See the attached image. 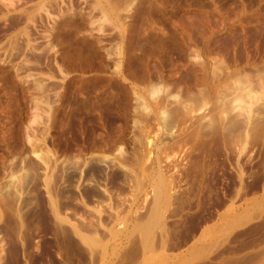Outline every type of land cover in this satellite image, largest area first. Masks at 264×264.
I'll list each match as a JSON object with an SVG mask.
<instances>
[{
    "label": "rangeland",
    "instance_id": "rangeland-1",
    "mask_svg": "<svg viewBox=\"0 0 264 264\" xmlns=\"http://www.w3.org/2000/svg\"><path fill=\"white\" fill-rule=\"evenodd\" d=\"M226 263L264 264V0H0V264Z\"/></svg>",
    "mask_w": 264,
    "mask_h": 264
},
{
    "label": "bare ground",
    "instance_id": "bare-ground-1",
    "mask_svg": "<svg viewBox=\"0 0 264 264\" xmlns=\"http://www.w3.org/2000/svg\"><path fill=\"white\" fill-rule=\"evenodd\" d=\"M163 33V32H162ZM161 43H163V42H161ZM91 45V44H90ZM89 47V46H88ZM82 50V49H81ZM78 52V51H77ZM74 53V52H73ZM84 53V52H83ZM86 53V52H85ZM65 54V53H64ZM63 55V54H62ZM87 54H85V56H86ZM77 56H79V55H77ZM76 56V58H78ZM81 56H82V54H81ZM88 56V55H87ZM63 57V56H62ZM69 57V56H68ZM91 57V56H90ZM89 57V58H90ZM72 58H75V57H72ZM81 58V57H80ZM83 58H85V57H83ZM88 58V57H87ZM70 59H71V57H70ZM90 59H92V58H90ZM94 59V58H93ZM77 60V59H76ZM85 60V59H84ZM89 60V59H88ZM71 61H73V59H71ZM81 61H83V60H81ZM81 61H80V63H81ZM70 62V61H69ZM74 62H76L75 60H74ZM73 62V63H74ZM84 62V61H83ZM86 62H88V61H86L85 60V62H84V64H86L87 65V63ZM77 63H78V61H77ZM77 63L75 64V65H77ZM89 63H91L90 62V60H89V62H88V64ZM68 64H70V63H68ZM67 65V64H66ZM80 65H83L82 63L80 64ZM74 66V65H73ZM78 66V65H77ZM76 66V67H77ZM88 66V65H87ZM79 67H81V66H79ZM79 67H78V69H79ZM111 67V66H110ZM120 68V67H119ZM118 68V69H119ZM99 69V68H98ZM117 69V68H116ZM66 71V70H65ZM69 71V70H68ZM93 71V70H92ZM116 71V70H115ZM80 72V71H79ZM97 72V71H96ZM120 72V71H119ZM85 74V73H84ZM90 74V73H89ZM93 75V74H92ZM135 76V75H134ZM135 79V78H134ZM136 79H137V76H136ZM141 79V78H140ZM141 93V92H140ZM125 94V93H124ZM83 95V94H82ZM121 96V95H120ZM137 97V96H136ZM89 101V100H88ZM83 104V103H82ZM166 113H168V112H166ZM167 117H169V116H167ZM175 117V116H174ZM174 119V118H173ZM231 122V121H230ZM230 126H232L231 128H229V132L230 131H232L233 129V127H237V121H235V122H231V124H229ZM227 128V127H226ZM230 129H232V130H230ZM262 129V128H261ZM227 132V131H226ZM231 134V133H230ZM173 158V157H172ZM160 180H162V179H160ZM164 181V180H163ZM159 186H158V190L155 192V195H154V205H156V204H158V206H159V203H162L163 202V204H164V202L166 201V198H167V186H166V182L164 183V182H160L159 181ZM168 185V184H167ZM168 190H169V188H168ZM153 203V202H152ZM162 204V205H163ZM161 205V204H160ZM157 206V207H158ZM160 207V206H159ZM152 209V208H151ZM156 209V208H155ZM154 210V208L152 209V211ZM156 211V210H155ZM156 212H158V211H156ZM156 215L157 214H155V212H152L151 213V215H150V217H149V221L148 220H146V223L145 224H142L143 225V227L141 226V225H139L141 228V232L143 233L142 235H143V238H144V241H143V244L144 245H148V244H151L152 243V241L149 243V240H151L152 238H150L151 237V230H152V228H154L153 227V225H154V223H155V220H156ZM160 218V217H159ZM158 218V219H159ZM145 221V220H144ZM157 221V220H156ZM157 222H159V220L157 221ZM156 222V223H157ZM141 223H143L142 221H141ZM156 223H155V225H156ZM158 225V224H157ZM135 228H139V227H135ZM136 230V229H135ZM153 235V234H152ZM142 239V238H141ZM89 244V243H88ZM147 248H149V246L147 247ZM150 249H151V247H150ZM150 251V250H149ZM230 263H232V262H230ZM230 263H226V264H230ZM235 263V262H234Z\"/></svg>",
    "mask_w": 264,
    "mask_h": 264
}]
</instances>
